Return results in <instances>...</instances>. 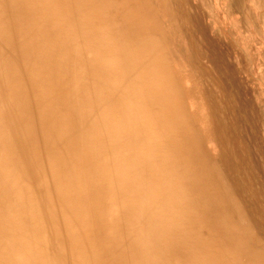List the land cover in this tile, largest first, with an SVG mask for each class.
Returning a JSON list of instances; mask_svg holds the SVG:
<instances>
[{
    "label": "bare ground",
    "instance_id": "1",
    "mask_svg": "<svg viewBox=\"0 0 264 264\" xmlns=\"http://www.w3.org/2000/svg\"><path fill=\"white\" fill-rule=\"evenodd\" d=\"M10 2L17 8L12 22H25L18 50L30 84L45 93L39 92L40 113L49 112L44 101L53 89L65 108L53 112L57 120L72 124L70 113L77 110L87 126L84 136L74 128L87 140L75 157L82 169L72 176L74 188L62 190L67 202L75 194L72 208L81 226L69 234L81 248L80 264L98 261L97 243L104 264H240L243 254L248 264H264L263 251L237 240L242 234L227 220L230 204L221 200L211 166L213 183L206 180L200 148L191 145L196 130L173 100L181 88L167 48L139 27V17L128 15L132 0ZM11 55L0 47V60ZM74 132L64 137L76 145L82 137L75 140ZM26 238L13 244L26 248L28 259L13 253L11 261L46 264Z\"/></svg>",
    "mask_w": 264,
    "mask_h": 264
},
{
    "label": "rangeland",
    "instance_id": "2",
    "mask_svg": "<svg viewBox=\"0 0 264 264\" xmlns=\"http://www.w3.org/2000/svg\"><path fill=\"white\" fill-rule=\"evenodd\" d=\"M10 3L0 0V47L12 54L0 60V264H18L13 253L28 259L26 248L13 244L20 237L43 252L46 264H80L81 248L69 234L81 226L72 208L75 194L67 202L62 190L74 188L72 176L82 169L75 157L87 143V126L77 110L70 113L72 124L57 120L53 112L65 108L53 89L44 101L49 112L40 113L42 94L30 84L18 50L25 22H12L17 8ZM130 11L167 48L181 88L173 100L196 130L191 145L200 148L208 182L215 170L220 198L230 204L227 220L242 234L237 240L264 252V0H132ZM74 128L83 133L76 145L64 137ZM11 217L16 223L8 226ZM93 251L99 253L94 264H104L99 243ZM248 260L243 254L238 262Z\"/></svg>",
    "mask_w": 264,
    "mask_h": 264
}]
</instances>
